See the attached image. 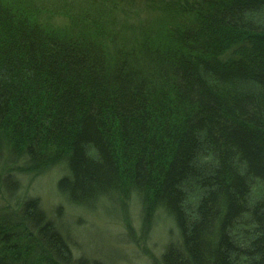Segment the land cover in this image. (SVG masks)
<instances>
[{"label": "trees", "instance_id": "16d2710c", "mask_svg": "<svg viewBox=\"0 0 264 264\" xmlns=\"http://www.w3.org/2000/svg\"><path fill=\"white\" fill-rule=\"evenodd\" d=\"M60 165L157 264H264V0H0V264H104L18 194Z\"/></svg>", "mask_w": 264, "mask_h": 264}, {"label": "rangeland", "instance_id": "374dc122", "mask_svg": "<svg viewBox=\"0 0 264 264\" xmlns=\"http://www.w3.org/2000/svg\"><path fill=\"white\" fill-rule=\"evenodd\" d=\"M66 173L60 165L35 179L23 177L18 194L22 197L25 192L39 199L42 209L68 240L75 258L100 259L104 264H157L169 243L178 240L172 225H158L143 238L135 205L129 214L130 228L121 221L123 213L115 203L102 201L94 209L70 205L68 193L59 189V180Z\"/></svg>", "mask_w": 264, "mask_h": 264}]
</instances>
